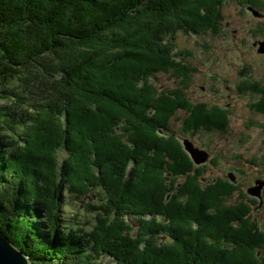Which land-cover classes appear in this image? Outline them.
Wrapping results in <instances>:
<instances>
[{
	"label": "trees",
	"instance_id": "obj_1",
	"mask_svg": "<svg viewBox=\"0 0 264 264\" xmlns=\"http://www.w3.org/2000/svg\"><path fill=\"white\" fill-rule=\"evenodd\" d=\"M223 1L0 0V26L11 28L0 34V92L42 66L62 97L35 107L31 146L0 143V229L30 264H264V229L220 202L234 187L200 184L171 127L186 109L184 131L224 130L226 110L192 106L180 89L148 79L169 69L187 77L172 38L180 29L217 31ZM55 46L64 57L51 70ZM11 113L0 106V122ZM65 205L84 215L64 218Z\"/></svg>",
	"mask_w": 264,
	"mask_h": 264
},
{
	"label": "rangeland",
	"instance_id": "obj_2",
	"mask_svg": "<svg viewBox=\"0 0 264 264\" xmlns=\"http://www.w3.org/2000/svg\"><path fill=\"white\" fill-rule=\"evenodd\" d=\"M220 12L221 25L217 31L205 30L198 33L180 29L172 38L171 54L177 62L184 64L186 78L169 69L160 71L148 79L161 90L180 89L192 106L203 105L204 110L208 111L213 108L226 110L228 123L224 130L184 131V122L191 114L186 109L176 111L172 116L171 127L181 143L184 144V139L188 138L195 147L208 151L207 159L196 164L190 153L184 149L194 167L202 172L198 176L201 178L200 184L219 181L234 187L229 194L224 192L219 195L220 202L245 210L251 206L247 201L261 200V195H264V111L255 108V105L264 106V52L258 51L259 42L264 41V14H259L264 13V0H224ZM256 12L259 13L255 15ZM9 29L11 30L8 26H0V34L5 35ZM64 45L69 52L77 51L68 46L71 43ZM81 46L85 49L84 45ZM62 47H53L49 53L54 54L46 53L49 54L46 59L52 65L49 69L55 70L59 67L64 57V49H59ZM107 48H104L107 53L115 51ZM44 71H47V68L32 67L23 74V77L27 76L28 79L23 78L16 84H10L9 81L3 92H0V106L11 108L12 113L8 119L14 124L10 129V121L0 122L1 144L31 146L32 138L25 137L26 131L29 132L28 128H31L28 119L32 117L35 107L41 106L38 110H45L47 103H58L61 100L59 81L55 77L47 76ZM114 84L121 87L120 82ZM11 91L13 95H10ZM18 98H21L20 101ZM17 117L24 123L23 126L17 125L21 123L16 122ZM35 117L41 119V114L35 113ZM8 148V151L13 152L12 147ZM64 152L60 151V160L66 157ZM39 163L43 161L40 160L36 164L35 168L38 170ZM129 169L128 166L126 170ZM259 174L263 175L256 178ZM191 175H196V172H191ZM252 178L256 181H252ZM184 180L185 176L178 178L179 182ZM39 182L42 183L38 179V185ZM52 185L51 182L47 184L49 194L54 190ZM259 185V194L247 191ZM63 195L69 197L65 191ZM210 212L217 213L215 206H212ZM75 214L84 215V208L64 206V218ZM262 215L264 217V209ZM260 223L258 228L264 229V218ZM132 231L136 233V228ZM70 262L71 259L68 263ZM109 262L113 264L111 260Z\"/></svg>",
	"mask_w": 264,
	"mask_h": 264
},
{
	"label": "water",
	"instance_id": "obj_3",
	"mask_svg": "<svg viewBox=\"0 0 264 264\" xmlns=\"http://www.w3.org/2000/svg\"><path fill=\"white\" fill-rule=\"evenodd\" d=\"M259 44L260 46L258 51L264 52V41H260ZM183 148L190 153L196 164L207 159V152L204 149L195 147L188 138L184 139ZM259 188L260 186L252 187L249 189V191L252 193H259ZM0 264H30L28 255L20 247H18L1 229Z\"/></svg>",
	"mask_w": 264,
	"mask_h": 264
},
{
	"label": "flooded vegetation",
	"instance_id": "obj_4",
	"mask_svg": "<svg viewBox=\"0 0 264 264\" xmlns=\"http://www.w3.org/2000/svg\"><path fill=\"white\" fill-rule=\"evenodd\" d=\"M257 13H259V12H256L255 15H257ZM259 14H264V13L260 12ZM262 175L263 174H259V177H256V178H261ZM252 181L255 182L256 179L252 178ZM263 188H264V186H263ZM261 196H262V198L260 197L261 200H253V201L249 200V201H247V202H249V204H251V206L248 208H245L247 215L251 218V221L258 223V224H261L260 223L261 219L264 218L262 215V209H264V195H261Z\"/></svg>",
	"mask_w": 264,
	"mask_h": 264
},
{
	"label": "bare ground",
	"instance_id": "obj_5",
	"mask_svg": "<svg viewBox=\"0 0 264 264\" xmlns=\"http://www.w3.org/2000/svg\"><path fill=\"white\" fill-rule=\"evenodd\" d=\"M33 73H35V72H33ZM256 80V79H255ZM243 84V83H242ZM241 93H242V91H241ZM19 99V98H18ZM18 99H16V100H18ZM21 99V98H20ZM20 99H19V101H20ZM81 116V115H80ZM83 121V120H82ZM78 122V121H77ZM88 130V129H87ZM90 130V129H89ZM84 132V131H83ZM89 132V131H88ZM86 134V133H85ZM28 137V136H27ZM202 174V173H201ZM200 180H201V178H200ZM242 192V191H241ZM242 194V193H241ZM256 203V202H255ZM254 224H256L257 225V227H258V223H254Z\"/></svg>",
	"mask_w": 264,
	"mask_h": 264
}]
</instances>
